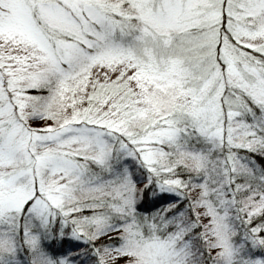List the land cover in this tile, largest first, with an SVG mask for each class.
I'll use <instances>...</instances> for the list:
<instances>
[{
	"label": "snow or ice",
	"instance_id": "snow-or-ice-1",
	"mask_svg": "<svg viewBox=\"0 0 264 264\" xmlns=\"http://www.w3.org/2000/svg\"><path fill=\"white\" fill-rule=\"evenodd\" d=\"M0 264H264V0H0Z\"/></svg>",
	"mask_w": 264,
	"mask_h": 264
}]
</instances>
